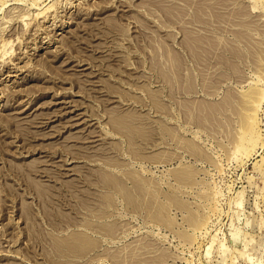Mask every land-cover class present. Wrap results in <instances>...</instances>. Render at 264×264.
I'll list each match as a JSON object with an SVG mask.
<instances>
[{
  "label": "rangeland",
  "instance_id": "rangeland-1",
  "mask_svg": "<svg viewBox=\"0 0 264 264\" xmlns=\"http://www.w3.org/2000/svg\"><path fill=\"white\" fill-rule=\"evenodd\" d=\"M0 46V264H264V0H0Z\"/></svg>",
  "mask_w": 264,
  "mask_h": 264
},
{
  "label": "bare ground",
  "instance_id": "bare-ground-1",
  "mask_svg": "<svg viewBox=\"0 0 264 264\" xmlns=\"http://www.w3.org/2000/svg\"><path fill=\"white\" fill-rule=\"evenodd\" d=\"M36 2H37V1H36ZM40 9H41V8H40ZM42 9H43V8H42ZM36 15H37V14H36ZM13 16H14V15H13ZM42 16H43V15H42ZM18 18H19V17H18ZM20 18H21V17H20ZM17 21H19V20H17ZM21 23H22V22H21ZM43 27H44V26H43ZM0 47L2 48V46H0ZM1 48H0V49H1ZM51 48H52V47H51ZM58 49H59V48H58ZM48 51H49V50H48ZM48 51H47V52H48ZM50 52H51V51H50ZM2 56H3V54L1 55V57H2ZM68 68H69V67H68ZM70 68H71V67H70ZM65 69H66V68H65ZM70 74H71V73H70ZM72 74H73V73H72ZM12 82H13V81H12ZM12 82H11V83H12ZM254 89H255V88H254ZM251 90H252V89H251ZM17 91H18V90H17ZM247 92L249 93L250 91H247ZM247 92H246V93H247ZM254 92H255V91H254ZM254 92H253V93H254ZM256 92H257V90H256ZM260 92H261V91H260ZM250 93H251V92H250ZM13 94H14V93H13ZM65 95H66V94H65ZM251 95H253V94H251ZM254 95H255V94H254ZM260 95H261V93H260ZM248 96H249V94H248ZM257 96H258V94H257ZM257 96H255V97H256V98H255L256 100L254 99L255 102H256L257 100L260 101V99H258ZM244 97H245V96H244ZM244 97H243V98H244ZM246 98H247V97H246ZM248 98H249V97H248ZM62 99H63V98H62ZM254 100H253V101H254ZM60 101H61V100H60ZM249 101H250V100H249ZM259 101H258V102H259ZM72 102H73V101H72ZM27 103H28V102H27ZM250 103H251V102H250ZM256 103H257V102H256ZM62 104H63V103H62ZM242 104H243V103H242ZM244 104H246V101L244 102ZM60 105H61V104H60ZM63 106H64V105H63ZM66 106H67V105H66ZM243 106L245 107V105H243ZM247 106H250V105H247ZM25 107H26V106H25ZM64 107H65V106H64ZM78 107H79V106H78ZM249 108H250V107H249ZM249 108H246V109L248 110L246 113H249V111L252 112L253 109H252V110H249ZM251 108H253V107H251ZM56 109H57V108H56ZM70 109H73V108H70ZM66 110H67L66 108H63V107L60 106V111H62L61 113H63V114H65V113H66V114H72L69 110H68V111H66ZM244 110H245V109H243V111H244ZM80 113H81V112H80ZM37 114H38V113H37ZM72 115H73V114H72ZM242 115H245V114L242 113ZM25 116H26V115H25ZM77 116H79V115H76V117H75V115H73V116H69V119H68L67 121H68V123L71 124V126H76V122L79 121V118H78ZM245 116H246V115H245ZM245 116H244V121H245V119H246ZM248 116H249V115H248ZM253 117H254V116H252V118H253ZM20 118H21V117H20ZM82 118H83V117H82ZM250 118H251V115H250ZM250 118L247 117V119H250ZM247 119H246V120H247ZM64 120H65V119H64ZM45 122H46V121H45ZM246 122H247V121H246ZM78 123H79V122H78ZM247 123H248V122H247ZM247 123H245L246 125L244 124V125H245V129H247V128H246L247 125H249V127L253 128V126H254V125H253V122L250 121L249 124H247ZM87 125H88V124H87ZM80 127H81V126H80ZM42 129H43V128H42ZM77 129H78V128H77ZM242 129H243V128H242ZM79 130H80V129H79ZM242 131H243V130H242ZM255 131H256V130H255ZM91 133H92V132H91ZM86 141H87V140H86ZM90 144H91V143H90Z\"/></svg>",
  "mask_w": 264,
  "mask_h": 264
}]
</instances>
